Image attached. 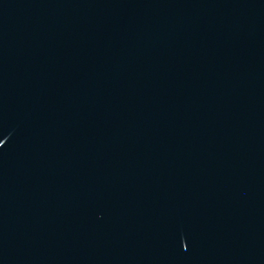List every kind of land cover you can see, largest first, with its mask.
Here are the masks:
<instances>
[{"label": "water", "instance_id": "obj_1", "mask_svg": "<svg viewBox=\"0 0 264 264\" xmlns=\"http://www.w3.org/2000/svg\"><path fill=\"white\" fill-rule=\"evenodd\" d=\"M0 139V264H264V0H0Z\"/></svg>", "mask_w": 264, "mask_h": 264}, {"label": "snow or ice", "instance_id": "obj_2", "mask_svg": "<svg viewBox=\"0 0 264 264\" xmlns=\"http://www.w3.org/2000/svg\"><path fill=\"white\" fill-rule=\"evenodd\" d=\"M5 139H6V137H5ZM5 139H0V146H3L4 145ZM185 247H187V245H185Z\"/></svg>", "mask_w": 264, "mask_h": 264}]
</instances>
